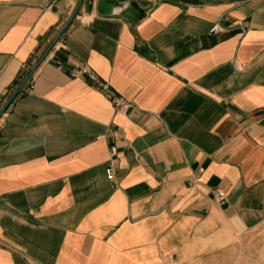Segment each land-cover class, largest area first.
Listing matches in <instances>:
<instances>
[{
    "label": "crops",
    "instance_id": "1",
    "mask_svg": "<svg viewBox=\"0 0 264 264\" xmlns=\"http://www.w3.org/2000/svg\"><path fill=\"white\" fill-rule=\"evenodd\" d=\"M117 1L0 0V264H264V0Z\"/></svg>",
    "mask_w": 264,
    "mask_h": 264
},
{
    "label": "built area",
    "instance_id": "2",
    "mask_svg": "<svg viewBox=\"0 0 264 264\" xmlns=\"http://www.w3.org/2000/svg\"><path fill=\"white\" fill-rule=\"evenodd\" d=\"M220 30L219 26L217 24H214L211 28H210V32H216ZM82 74H86L89 78L91 79H95V75L94 73L88 69L86 66H82V67H79L78 69H76L73 73V75L75 76H79V75H82ZM102 88L105 89L109 95L111 96L113 102H114V105L116 106H127L128 105V102L125 101V100H122L118 97H115L110 91H109V88H108V85L106 83H103L102 84ZM116 150H115V147L112 146L110 147V155L113 156L115 154ZM106 175L108 176V178H111L113 176V165L112 163L108 165L107 169H106Z\"/></svg>",
    "mask_w": 264,
    "mask_h": 264
},
{
    "label": "water",
    "instance_id": "3",
    "mask_svg": "<svg viewBox=\"0 0 264 264\" xmlns=\"http://www.w3.org/2000/svg\"><path fill=\"white\" fill-rule=\"evenodd\" d=\"M119 5V2L117 0H98L97 2V11L102 14V15H111L112 11H113V7H117ZM67 26V24L64 26V28ZM63 28V29H64ZM61 34V32H60ZM16 92L12 94V96L10 97L8 103L14 98ZM6 107H4L1 111H0V116L3 113L4 109Z\"/></svg>",
    "mask_w": 264,
    "mask_h": 264
},
{
    "label": "rangeland",
    "instance_id": "4",
    "mask_svg": "<svg viewBox=\"0 0 264 264\" xmlns=\"http://www.w3.org/2000/svg\"><path fill=\"white\" fill-rule=\"evenodd\" d=\"M238 258H245V252H244V248H243V244L241 246L240 251L238 252Z\"/></svg>",
    "mask_w": 264,
    "mask_h": 264
}]
</instances>
